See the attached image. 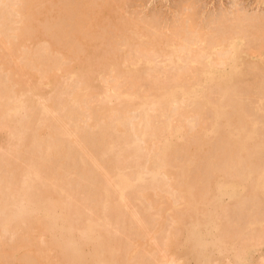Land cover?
Here are the masks:
<instances>
[{"label": "rangeland", "instance_id": "374dc122", "mask_svg": "<svg viewBox=\"0 0 264 264\" xmlns=\"http://www.w3.org/2000/svg\"><path fill=\"white\" fill-rule=\"evenodd\" d=\"M25 1L0 0V104L9 106L15 95L27 110L34 113L32 115L31 111L24 110V119L28 117L26 121L33 122L27 121L25 128V135L29 138L26 140L25 136L24 143L28 147H24L23 143L22 148L16 147V151L6 154L8 157L3 153L7 159L1 160L0 171L3 173H0L5 178L0 175V181L7 182L15 172L18 179L27 164L38 163L36 167L39 166L43 179L48 183L55 181L56 188L51 189L59 195H68L71 203L82 211L81 221L85 220L84 216L93 219L101 216L98 220L109 231L106 246L110 245L111 257L118 264H196L193 257H181V246L178 245L173 252L170 249L177 234V220L182 217L186 202L193 198L203 201L214 174L216 180L214 188H209V195L218 214L214 212L216 216L209 218L210 221L197 220L196 239L187 242L188 248L195 247V243L203 239L210 241L216 226L219 228L222 223L223 226L224 223L226 226L229 224L227 228L232 233L228 234L232 237L250 239L263 235L264 194L262 198L248 194V187L254 179L248 177L253 175L251 177L256 179L264 169V0H27L24 4ZM84 3H90L92 10L85 18L86 32L79 31L84 36H79L83 39L82 43L78 38L75 45L79 47L71 52L68 50L73 46H68L71 42L65 44L69 47L65 48L59 40L54 43L53 40L55 36L60 38V33L67 29L65 18L60 19L62 14L69 13L64 8L71 4V8L76 5L81 7ZM78 6L79 9L75 10L80 11ZM74 11L68 18L72 23L77 17ZM57 28H61L60 31ZM53 29L58 31L55 36L51 32ZM173 29H177L175 34ZM236 43L240 49L234 48L235 53L238 52L234 58L246 61L243 79L231 85L226 95L216 83L204 79L200 86L191 89L187 77L193 71L190 69L192 64H195L190 61L195 56L192 52L204 58L207 54L201 52L209 46L216 55H229L224 56L226 59L220 57L223 58V66H209L218 75L221 69H231L233 59L232 52L219 49L233 47ZM142 50L156 60V70L144 66L148 64L152 68L154 63L151 58L137 60L138 55H143ZM172 50H175L174 54L182 55L184 62L179 65L181 67H174L173 64L165 66L168 62L164 60L169 57L164 54ZM101 54H105L102 55L105 58ZM205 60L210 62V58ZM185 61L188 66L183 64ZM184 65L186 67H182ZM147 70L152 73L151 76L147 75ZM118 72L128 77L120 78L124 75H118ZM201 86L207 88L205 99L211 104L226 96L225 106L229 105L227 110L231 112L225 113L229 117L224 114L221 118L222 127L225 118H228L224 123L225 129L236 125L240 130L244 125L243 130H246L245 126L252 123L257 140L255 138L253 144L248 142L243 145L244 151L245 146L247 148L245 152L237 150L235 145L229 146L224 137L204 127L212 119V110L199 100L189 98L201 97ZM180 87L185 88L182 90ZM166 88L170 89L167 93L173 99L162 102V90ZM8 89L11 91L8 92ZM118 91L121 99L113 95ZM122 94L127 97L138 94V97L127 100ZM147 94L152 95L155 105L147 104ZM43 105L53 107L44 114L41 112ZM2 106L1 109L5 108ZM235 111L241 113L236 121L233 119ZM230 121L233 125L229 127ZM58 122L67 125L66 133L59 131L62 126ZM32 126H36V130ZM181 126L184 133L174 130ZM5 128L0 127V145H5L8 138L9 131ZM202 128L206 129L203 136L200 135ZM166 131L170 133L163 141L161 133L166 134ZM45 137L54 155L44 161L42 151L47 142L43 147L41 142ZM28 141L31 145L26 144ZM81 146L88 153H84ZM166 147H170L167 149L171 152L168 160L174 169L169 173L158 170ZM4 161L8 162L7 167ZM12 164L17 165L14 167ZM119 176H126L132 181L125 193L126 200L121 201L119 209L114 203L103 205L102 187L107 186V180ZM14 178L16 175L12 176ZM249 179L251 184L247 187ZM112 197L110 203L114 202ZM180 206L181 209H178ZM102 216L105 222L101 220ZM218 218L222 219L221 224ZM248 222H255L260 227L246 230ZM32 223L28 226L34 232L36 228L33 225L36 223ZM13 232H0V262L47 264V257L53 252L47 249L41 237ZM220 245L226 246L225 243L209 246L211 252L207 255H211L210 259L203 264H264V243L246 248L240 256H235L236 249L231 243L221 252L218 251ZM95 249L105 253L101 245ZM90 250V246H83V251ZM85 254L88 255V252ZM43 258L44 261H41ZM47 262L51 264L53 261Z\"/></svg>", "mask_w": 264, "mask_h": 264}, {"label": "bare ground", "instance_id": "6f19581e", "mask_svg": "<svg viewBox=\"0 0 264 264\" xmlns=\"http://www.w3.org/2000/svg\"><path fill=\"white\" fill-rule=\"evenodd\" d=\"M26 1L24 2V4L26 3ZM61 1H63V0H61ZM66 1H64V2H66ZM67 2H66V4H67ZM87 3H88V1H87ZM22 4H23V2H22ZM66 4L63 6V8L66 6ZM72 5L73 4H71V6ZM89 5H90V3L88 5L84 3L81 7H80V5L79 6L76 5V6L72 7V8H71V6L67 5L66 8H64L66 10L65 12L68 13V11H69V13H71L69 16H68L69 13L67 15H66L65 12H64L65 14H62L63 12L60 13V14H62V16L60 15L61 16L60 19H64V18L66 19V20L64 19V25L66 26V27L65 26L64 27L67 28V29L62 27V29L64 28L65 30H63V31L61 30L62 32L60 33V38H57L55 36L56 32H58V31H56V29H53L51 31L53 36H55V39L52 38V40L54 39L53 43H54V41L59 40L61 42V44L63 43L64 45L65 44L68 45L69 42H71L68 46L70 47V45L71 46L73 45L74 47L72 46V47L69 48V47H66V45L65 46L63 45L65 48H69L68 50L69 51L71 50V52L75 51L79 47V46L77 47V45H75V44H77V40H78V38H80L79 36L82 35V33L79 32V31L82 30V32H86L85 25H87V24H86L85 18L88 17V15H87L88 12L90 10H92V7L89 6ZM77 6L80 7V11L79 10H75L77 8ZM68 7H70V8H68ZM69 9H72V11L69 10ZM73 9L77 13V17L76 18H78V19L75 18V20L73 21L75 24L70 22L69 19H68L72 15V13L74 11ZM77 9H79V8H77ZM64 15H66V17ZM78 15H80V16L78 17ZM62 17H64V18H62ZM66 21H69V22H66ZM59 22H60V20H59ZM71 24H72V26L74 24V26H73L74 28L73 29H72ZM70 26H71V28H70ZM57 29H59V28H57ZM60 29H59V31H60ZM69 29H71V30H69ZM173 30H174L173 33L175 34V30H177V29H173ZM65 31H67V33ZM0 32H1V30H0ZM174 34L171 35L172 39H173ZM81 38H80V40H78V41H80V43H82V40H83ZM83 38H84V36H83ZM183 38H185V35H184ZM52 40H50V41H52ZM72 41H73V43L74 42L75 43L73 44ZM51 45H53L52 42H51ZM99 45H100V43H99ZM237 45L238 44L236 43V44H234L233 47H223V49H219V51H225V52L230 51V52H232L231 54H233V59H232V62H230L231 69L230 70H226V68H225V70L221 69L219 71L218 75H216L215 74L216 72L209 66H213V65L214 66H218V67L219 66H223L222 64L224 63V61H223V58H220V57H222V56L223 57L224 56L228 57L229 55H225V54L216 55L215 50L212 49L209 46H208V48H205L207 51L206 50L202 51L204 48L201 50L202 51L201 53L204 52V54L205 53L207 54V55H205L204 58L203 57H199L194 52H192L193 53L192 55H195V56L190 61H191V63L195 62V64H192L193 66H191L192 68H190V69L193 70V71L190 70L192 77H191L190 74H188L190 79H189V77H187L188 80H189L188 81L189 82L188 85L189 84L192 85L191 89H194L193 87H195V86H197V87L200 86L201 81H203V79H204V81L209 80V81H211V83H216L218 86H220L223 89V92L225 93L224 95H226L227 92L229 91L231 85H233L236 81H238L240 79H243V76L245 75L244 66L246 64V61L244 59L241 60V61H237L234 58V56L236 57V55H238L237 54L238 52L235 53V51H234V48H237ZM61 46H58V48L61 47ZM179 46L181 48L184 47V46H181V45H179ZM186 46H185V48H187ZM192 47H190V48H192ZM238 47H239V45H238ZM188 49H189V47H188ZM239 49H238V51H239ZM61 50H63V49H61ZM66 51H67V49H66ZM163 51H165V50L163 49ZM174 51L172 50L171 52H167L166 54H164V55H167L169 57L168 60L167 59L164 60V62L165 61L168 62V64H166L165 66H167L169 64H171V65L173 64V66L174 65L179 66V65H181L182 62H184L182 60L183 59L182 55L178 54V53L174 54ZM142 52H143V55H144L145 50H142ZM189 52H190V49H189ZM227 54H230V53H227ZM102 55H105V54H101V56ZM143 55L142 54H141V56L138 55L140 57L137 56V58H138L137 60L140 61L143 58L144 59L145 58L149 59V58L152 57L151 54H148V53H147V55L145 53V55H146L145 57ZM75 56H77V55H75ZM69 58H71V57H69ZM81 58H82V55H81ZM103 58H105V57H103ZM206 58H210V62H206V60H205ZM151 60H152V58H151ZM152 61L154 63L152 68L148 64L144 65V66H145L146 69H149V70L153 69V71H154V70H156V68H155L156 60H152ZM187 63L188 62L185 61V63H183V64L186 65ZM112 65L113 64L111 63V66ZM185 65L182 66V67L188 66V64L186 66ZM225 66H227V64ZM179 67H181V66H179ZM162 69H164V68H162ZM166 69H168V68L166 67ZM140 70H142V69H140ZM144 72H145V70H144ZM146 72H147V75L149 74L148 76H151L152 73L150 74L148 70ZM122 73H124V72H122ZM120 74H121V72L118 75H120ZM102 75H100V76H102ZM121 75L123 76L124 74H121ZM125 75L123 77H120V76L119 77L120 78H127L128 76H125ZM100 76H99V78H100ZM82 82L83 81H81V83ZM12 86H13V84H12ZM79 86H81V85H79ZM10 88L12 89L13 87H10ZM184 88L185 87H182L181 89L183 90ZM186 88H187V85H186ZM80 89L81 88H79V90ZM177 89H178V87H177ZM200 89H201V93H200L201 97H197L196 96L195 98L194 97H189V98L190 99L199 100L201 103H203V105H205V106L208 105V108H210V110H212V112H213L212 119H211L210 122L208 121L209 123L206 122L207 124L205 123L204 127L208 128L209 131L212 132V133L215 132L214 133L215 135L218 134V135L224 137L228 141L229 146L230 145H232V146L235 145L234 147L235 148L237 147L238 148V149L236 148L237 150L244 151L243 150L244 149L243 145L247 144L248 142L252 143V141H255V138L257 137V134L254 131V126H252V123H249V125L251 124V126H248L247 122H246L245 125H247V126H245V127L248 128L246 130H243V128H244L243 126L244 125L241 127L242 129H240V130L236 128V125L234 126V128L231 127V128L225 129L224 123L227 122L228 118H225L226 121L223 123V127H222V124H221V122H223V120H221V118H223L224 114L228 111L227 108H228L229 105L225 106L226 102H224V101H226V99H225L226 96H223L222 99L220 98L219 102H217V103L215 102L214 104L213 103L211 104L205 99V91H206L207 88L201 86ZM8 90H9L8 92L11 91L10 89H8ZM102 90H103V88H102ZM162 91H164V94H163L162 99H161L162 102L169 101L170 99H173L169 95L170 93L169 94L167 93L168 91H170V89L166 88V89H164ZM27 92H28V90H27ZM118 92L119 93L114 92L113 95L116 96L117 99H121L120 98L121 97V95H120L121 93H120V91H118ZM22 94L24 95V91H23ZM91 94H93V93H91ZM95 94L96 93H94V95ZM122 95H124V94H122ZM137 95L138 94H133V96H130V97H132V99L133 98H137L138 97ZM143 95H145V94H143ZM40 97H42V96H38V98H40ZM130 97L125 96V99L131 100ZM18 98H19V96H18ZM13 99L14 100L11 101L9 106L8 105L4 106V103H3V106L0 104V106L6 108V109L5 108H2V109L0 108V116H1L0 127L1 128L6 127V128H8V131H9L8 138H7V141H6L5 145H0V151H1L0 153H2V154H0V162H1V160L7 159V158H5V156L8 157L6 154H11L12 151L13 152H14V150L16 151V147L17 148L19 146L21 147V144H23L24 141H25V136H26V140L29 138V137L27 138V135H25V128H27L26 127L27 123L28 122H32V120L31 121L27 120L28 121L27 122L26 119L28 117H26V119H24L25 118L24 110L27 107L22 105L23 103L21 104V102L17 99V97H15V95H14ZM125 99H123V100H125ZM146 99L148 101L147 104H149L150 106L151 105H155L154 102H153V99H152V95H148ZM2 100L3 99L1 98V101ZM7 103H9V101ZM34 104L37 105L36 101H35ZM147 104L145 103V105H147ZM227 104H229V103H227ZM140 105L144 106L142 104H140ZM7 106H8V108H7ZM28 107H29V105H28ZM52 107L53 106H51L49 108L46 105H43V107H41L42 108L41 112H44V114H46V113L51 111ZM32 109H34V108H32ZM28 110L26 109L27 112L31 111V113H32V110H30V109H28ZM229 111L231 112V110H229ZM229 111H228V113H229ZM31 113H26V114L31 115ZM33 114L34 113H32V115ZM239 114H241L239 111H235L234 115H233V112H232L231 115H233L234 117L236 115V117L233 118V119H235L234 121L238 120L236 118H237V115H239ZM226 116H228V115H226ZM240 118H242L241 115H240ZM229 119H231V118H229ZM58 121H59V118H58ZM32 123H31V125H32ZM43 123H45V122H43ZM36 124H37V121H36ZM58 124L62 126V130H60L61 128L59 127V131L61 133H62V131L63 132L65 131V133H66L67 132V130H66L67 129V127H66L67 125L65 123L63 125V124H61L59 122H58ZM231 124H232L231 121H230V125H229V122H228V126L229 127L231 126ZM31 125H29V126L31 127ZM32 127L35 128L34 130H36V126L35 127L32 126ZM205 128H202V131H201L200 135L206 131ZM174 130H177V132L180 131L181 133H184V131H185L182 126L179 127V128H174ZM169 131L173 133L172 130H169ZM34 132H32V134H34ZM170 132H167L166 134L164 132L161 133V136L163 137L162 138L163 141L166 140L167 135ZM202 136H203V134H202ZM45 138H43V142L47 139V138L46 139ZM178 139L179 138H177V140ZM256 140H257V138H256ZM41 141H42V139H41ZM43 142H41L43 144L41 147L45 146L44 144L47 142L46 147L44 148V151H42L43 160L44 159L45 160H47V159L50 160V158H52L51 156L54 155L53 154V150L49 146H47V145H50L49 142H48V139L44 143ZM29 143H30V141H28L26 144L31 145ZM135 144H137V142ZM24 145H25V143H24ZM164 146H165V142H164ZM24 147H28V146L25 145ZM38 147H39V145H38ZM41 147H39V148H41ZM174 147H172V149H174ZM137 148H138V146H137ZM169 148L170 147H168V148L166 147V149L163 150L161 159L159 160L160 161L159 162V166H158V170H160L162 172L167 171V173H169L171 171V169H172L170 164H169V160H168V157H169L168 155L171 153V152H169L170 150L169 151L167 150ZM176 149H177V147H176ZM81 150L84 153H88L85 150L84 146H81ZM246 150H247V148L245 146V151ZM39 151H38V154H39ZM3 153L5 154V156H4ZM246 155H247V152H246ZM242 157L243 156L240 155L239 158L242 159ZM3 163L7 167L8 162L5 163V161H4ZM16 163H18V162H16ZM12 165L14 166L15 164H12ZM37 165H38V163H37ZM37 165H36V163H35V165H34V163L33 164L32 163L31 164L30 163L27 164L26 168L23 169L24 173L22 174V172H23L22 171L19 174V176L20 175L21 176H20V178L18 177V179H17L16 172H15L16 178H14L15 180L12 179V176L14 177L15 175L11 176V174H10L11 172L7 173V174H10V176H11V178L9 177L10 178L9 182H8L9 178L7 179V182L6 181H2V179H1L0 183L2 182L4 184L0 185V230L1 231L2 230H9L11 232L14 231L13 233H15V232L18 233L19 231H21V232H24L26 234L31 233L33 235H36V237H41L42 238V242H44V244L46 245L47 249L49 251L51 250L50 252H53L52 255L47 257V259H48V260H46L47 264H48L47 261H53V262H51V264L54 263V262H57L59 264H118L117 262H115V259L113 257H111L113 255V252L111 251L112 249L109 248L110 245L106 246V244L108 243V240H109L108 239L109 231H108V228L106 226H103V223L101 221H99L101 216L98 217V219H99L98 220V219H93V218H91L89 216L86 218V216L83 215L85 217V220L81 221L80 219L82 217V214H80V213L82 211L80 212L79 207H77V205H76V207H77L76 208L74 203H71L72 199L70 198L71 199L70 200L69 197H67L68 195L65 196L64 193H62L64 196L63 195H59L54 190H52L51 187H55L56 188V186L53 184L55 181L52 180L53 182L51 181V182L48 183L47 180L43 179V177L40 174V170L38 168L39 166L36 167ZM22 167L23 166L19 167L20 170L22 169ZM0 170H2V169H0ZM10 170H12V169L10 168ZM172 170H174V169H172ZM0 172H2V171H0ZM19 172L20 171L18 170L17 173H19ZM2 173H0V175H2ZM262 173L263 174L262 175H258L256 177V179H255V177H251L253 175H251V176L249 175V177H248V178H251V179L254 178L252 180L253 183H252V185L250 187H248V186L251 184V179H249V181H248L249 183L247 182V187L249 189V193L248 194L252 195V196H254L256 198L257 197L259 198V197H261L264 194V177H263L264 176V169H263ZM12 174H14V173H12ZM3 177L4 176L2 175V178ZM6 178H7V176H6ZM11 179L13 181H11ZM231 179H233V178H231ZM215 180L216 179H215V174H214L213 177H212L211 183L209 185L210 187H208V189H207V190H209V192L207 194V197L203 201L200 198H193L192 201L190 200V201H188V203L186 202L187 206H185L184 209L182 210V217L178 218V220H177V225H178V228L176 230L177 234L174 236L172 244H171L170 252H173L175 250V248L179 245L182 248L181 257L182 258L186 257V259L188 257H193V261L195 259L196 264H203L204 262L206 263L207 259L208 260L210 259L209 257L211 255L210 254L207 255L208 252H211V251H209V246H215V245L217 246L218 244H221V243H225L226 246H227L229 243H231L232 247H235V249H236L234 251L235 252V256L236 255L240 256V254H242L246 248L247 249L248 248H252V247H254L255 245H257L259 243H262V244L264 243V233H263V235H261V237H257V238L254 237V238H250V239H248V237L246 239L245 236H243V234H241L243 237L239 236L238 238H236L235 236L232 237V235L230 236L228 233L231 232V231H228V228H227V226H229V224L226 226L225 223H224V226H223V223H222L223 221L221 222L222 219L220 220L218 218V220H220V224L221 223L222 224H221V227H219V228H218V226H216V228H215L216 232H214V236L212 237V239L210 241H207V240L203 239V241H201V242L198 241L197 243H195L196 244L195 247L188 248L187 242L189 240L196 239V237L194 235L195 234L194 232H195V228L197 226V220L200 218V219H205V221H208V220L210 221L209 218H213V215L216 213L215 211H217V210H214V209H217V208H216V206L214 207L213 200L211 199V197L209 195L210 192H211V189H209V188H211V186H212V189L214 188L213 184L215 183ZM235 180H236V178H235ZM107 181H109V183L107 182L108 184L105 183V185H107V186H103L102 187L103 189L101 188L102 189L101 191L103 192L102 198H104V201H103L104 204L103 203L102 204L103 205H105V204L106 205H108V204L110 205V204L114 203V205L119 209L118 206L121 204V201L122 200H126V199H124L125 198V193L128 190V188L131 186L132 183H130V182H132V181H130V179H128L126 176H119L117 178H114V179L112 178L111 180H107ZM242 182H243V180H242ZM243 190H244V188H243ZM111 191H113L111 193L112 195H114V194L116 195L115 198L112 197V195L110 194ZM110 197H112L111 199H113V198L115 199V200L113 199L114 202L110 203ZM207 205H208V207H207ZM181 206L178 209H181ZM211 210H212V212H211ZM216 214H218V213H216ZM214 216H216V215H214ZM96 217L97 216H95L94 218H96ZM101 220L102 221L104 220L103 216H102ZM211 221H212V219H211ZM32 222L34 224L36 223V225H33L36 228V230L34 231L35 233L33 231L29 230L30 227L28 226V224L30 225ZM104 222H105V220H104ZM108 222L109 221H107V224H108ZM257 226L258 225L255 222H248V224L245 227V229L247 230V228H248L249 231H250V229H253L255 227L257 228ZM263 226H264V223H263ZM258 227H260V225ZM243 233H244V231H243ZM22 245H24V244H22ZM100 245L104 249H106V250L101 249L102 251L105 252L104 254L100 253L99 250L95 249V248H97ZM83 246H90L91 250L87 251L88 255L85 254L87 252L83 251ZM226 246H221L220 245L219 248H218V251L219 252L223 251V249H225L224 247H226ZM232 247H231V249H232ZM171 254L175 255L173 253H171ZM41 261H44V258ZM16 262H18V261H16ZM0 263L4 264V262H2V261ZM8 264H14V263L10 262Z\"/></svg>", "mask_w": 264, "mask_h": 264}]
</instances>
